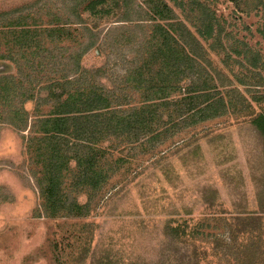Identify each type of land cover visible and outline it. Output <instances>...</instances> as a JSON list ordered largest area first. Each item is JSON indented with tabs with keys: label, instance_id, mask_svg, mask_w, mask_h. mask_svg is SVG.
<instances>
[{
	"label": "rangeland",
	"instance_id": "1",
	"mask_svg": "<svg viewBox=\"0 0 264 264\" xmlns=\"http://www.w3.org/2000/svg\"><path fill=\"white\" fill-rule=\"evenodd\" d=\"M82 1L0 0V29L7 31L9 28L4 27L11 25L7 21L13 20L18 24L16 29L29 30L32 40L39 44L38 48L32 44L26 53L14 47L9 32L0 33V54L11 57L0 59V80L6 82L0 85V264H187L188 259L189 264H264V139L257 137L250 126L248 115L256 110L255 103L252 109L244 110L238 103L242 97L250 101L252 95L264 92L261 69L252 71L246 63L208 51L216 86L220 93L229 90L224 100L227 105H235H226L224 115L199 123L192 122L190 114H179L180 118L171 122V115L177 112H169L172 124L168 126L172 128L167 130L160 129L167 126L163 111V117L156 120L161 130L158 140L142 135L137 143H130L102 136L100 139L105 140H98L92 149L101 179L96 188L73 186L78 174L75 162L55 155L49 140L42 141L43 134L36 136L39 143L30 140L33 117L20 122L14 113L11 120L12 111L22 107L29 116L38 113L35 107L45 99L41 83L47 78L58 73L73 77L75 67L73 71L67 55L84 49L92 39L77 16ZM150 1L134 0L142 7ZM206 2L215 8L218 19H224V29L237 34L264 60V0ZM174 10L182 20L180 11ZM114 24L125 26L128 33L131 28L133 40L123 30L112 32V44L106 53L98 54L93 47L80 58L82 70L104 67V73L96 78V84L104 88L123 85L127 69L139 59L140 28L129 26L134 22L99 26L95 34L100 29L102 32L96 40ZM61 25L66 29V40L62 42L56 36L51 41L47 30ZM196 37L207 47L210 41ZM224 43L231 47L235 41ZM48 52L53 54L50 61L42 56ZM79 75L80 71L76 72ZM11 77L23 83V89H17L13 98L7 96ZM242 78L245 84L238 82ZM85 79L89 80L87 74L81 78L83 82ZM22 92L34 96L24 105ZM155 133L154 129L153 136ZM208 137L213 140L211 144L206 142ZM197 144L198 156L185 159L183 155ZM145 148L153 149L146 152ZM55 161L61 169L57 173L61 192L69 200L64 209L51 214L44 209L38 184L44 187L49 163ZM71 200L86 204L87 211H68ZM194 216L207 219L203 227H208L205 232L212 235L190 245L173 241L172 222L182 223ZM234 216L239 220L233 221ZM230 232L234 233L233 241L224 238Z\"/></svg>",
	"mask_w": 264,
	"mask_h": 264
},
{
	"label": "trees",
	"instance_id": "2",
	"mask_svg": "<svg viewBox=\"0 0 264 264\" xmlns=\"http://www.w3.org/2000/svg\"><path fill=\"white\" fill-rule=\"evenodd\" d=\"M253 1L259 3L262 0ZM145 5V7L138 6L134 0H83L82 5H79L80 11L77 12V16L79 21L86 24L85 29L90 32L89 38L93 40L91 39L84 49H79L73 55H67L73 71L75 67V72H72L73 77H69V74L58 73L57 76L49 77L45 83H41L43 85L41 92L45 94V99L40 105H36L35 111L38 112L36 115L32 113L29 116L23 107L21 110L19 108L17 111H12L11 120L14 119V113L20 122L26 123L27 118L33 117L34 121L31 125L33 131L30 140L39 143L41 140H37L36 136L43 134L45 137L42 141L49 140L55 155H61L62 160L68 158L75 162L76 169H78L73 184L75 187L96 188L101 180L99 179L100 173L96 169L95 152H92L98 140L112 139L111 137H113L137 143L136 141L142 135L148 136V139L152 141L158 140L161 130L158 129L159 125H156V120L163 117V111L167 114L165 119L167 126L160 129L165 130L167 127L172 128L168 124H172L169 115L173 111L177 113L171 115V122L175 121V117L180 118V115L184 116L185 114H190L192 122L198 123L225 114L227 103L224 98L229 96V90L224 93L219 92L211 74L214 67L208 51L215 52L217 55L221 52L226 60L231 58L234 61L246 63L252 71L261 69L264 72V60H262L261 54L254 51L251 45L242 41L237 34L224 29V19L217 18L215 8L210 2L207 3L206 0H151L150 3L145 2ZM174 9L180 11L182 20L177 18ZM82 12L86 17L83 18V15L80 14ZM7 22L12 26L4 27L9 28L7 31L0 29V33L6 35L9 32L13 37L14 47L21 51L26 50V53L32 49V44L36 46L33 48L39 47L37 41H33L29 35V30L16 29L15 26L18 24L16 25L13 20ZM113 22L126 23L127 25L134 22L135 25L129 26L133 29L140 28L141 36L137 41L140 52L138 53V62L136 61L130 70L127 69L125 83L104 88L101 83L96 84V78H100L104 73V67L96 66L92 69L82 70L80 58L81 53L93 47L98 51V54L106 53L112 44V32L123 30L126 34H132L127 38L130 41L133 40L135 33H132L131 28L128 33L124 29L125 26L117 27L114 24L115 26L107 27L102 39L97 41L96 37L102 30H99L98 35L95 34V30L99 26ZM184 22H187L189 27ZM64 28V25L50 26L47 33L51 41L56 36L62 42L64 39L66 40L67 37L63 36L66 30ZM127 29L129 30V28ZM56 31H59L60 35H55ZM183 31L185 32L181 37ZM69 36L72 34L70 33ZM196 36L203 42L210 41L207 47L204 48ZM233 39L234 45L227 47L224 41L229 43ZM239 46H241L240 50H238ZM33 52L31 51V54ZM42 56L49 60L53 54L48 52ZM62 57L66 56L63 54ZM4 58L11 57L3 53L0 54V59ZM79 71L80 75L76 76V72ZM85 74L89 76V80L85 79L83 82L81 78ZM73 78L76 79L73 80ZM239 80V83L245 84L244 78ZM2 82L1 79L0 85L6 83ZM8 83L12 85L11 88L8 87L11 92L7 96L10 98L15 97L17 89H23V83L21 81L14 82L12 77ZM21 97V101L25 99L22 103L24 105L34 96L22 92ZM178 100L181 102H175ZM173 102L175 104H172ZM238 103L242 110L252 109L253 103H255L256 110L249 113V122L257 137L264 139V92L260 95H252L250 101H246L242 97ZM168 105L171 107L169 108ZM234 105L235 103H232L227 106ZM188 124L185 126L187 127ZM174 127H177V124ZM154 129L156 133L153 136ZM102 136L105 139H100ZM206 142L211 144L213 140L208 137ZM139 145L143 144L139 143ZM148 149L152 150L153 148H145L144 151L147 152ZM199 152L200 145L197 144L183 157L187 159L192 155L198 156ZM55 158L56 156H53V159ZM67 163L65 162V166ZM49 164L52 169L50 167V172H48V181L43 182L44 187L38 185L44 201V209L50 210L51 214H54L58 209L66 207L69 197L61 192L63 189L60 187L61 183L57 174L61 169L58 163L55 161ZM60 164H62L61 161ZM69 210L82 213L83 210L87 211V205L71 200L68 205ZM231 218L233 221L239 220L235 216ZM228 219L225 218V220ZM206 220V218L194 216L182 223L173 221L171 225L172 240L180 241L186 245L196 241L204 242L212 235L205 232L208 227H203V221ZM233 236L234 233L230 232V235L227 234L224 238L228 240L232 238L233 241ZM194 253L196 256L195 251ZM201 255H204V250L201 251ZM187 261L189 264L190 260ZM96 264L100 263L96 262Z\"/></svg>",
	"mask_w": 264,
	"mask_h": 264
}]
</instances>
